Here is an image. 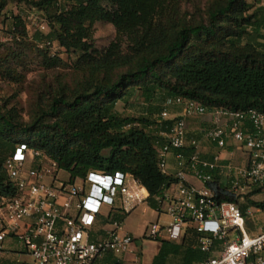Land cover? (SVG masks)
Here are the masks:
<instances>
[{"label": "trees", "instance_id": "1", "mask_svg": "<svg viewBox=\"0 0 264 264\" xmlns=\"http://www.w3.org/2000/svg\"><path fill=\"white\" fill-rule=\"evenodd\" d=\"M8 1L2 0L0 12ZM13 1L47 13L49 31L38 30L31 38L42 66L54 69L63 64L58 54L50 52L57 44L76 57L73 67L81 80L73 88L62 86L29 122L0 103V201L16 193L6 163L24 144L73 180L90 172L132 174L156 209V199L178 183L159 168L162 142L153 108L159 94L193 100L209 110L264 112V6L255 8L252 0H210L195 12L183 10L187 0ZM99 22L113 25L125 40L98 49L93 26ZM12 33L29 38L22 16L13 18ZM137 92L149 113L143 117L120 113L118 103ZM190 136L201 134L190 132ZM208 188L218 203H236L245 215L251 204L264 210V202L250 200L263 188L237 195L220 176ZM242 197L247 202L242 203ZM127 217L115 215L123 221ZM185 231L198 241L203 237L193 226ZM99 234L94 231L92 239ZM161 242L153 264L166 262L168 242ZM197 253L200 257L186 264H200L210 256Z\"/></svg>", "mask_w": 264, "mask_h": 264}, {"label": "built area", "instance_id": "2", "mask_svg": "<svg viewBox=\"0 0 264 264\" xmlns=\"http://www.w3.org/2000/svg\"><path fill=\"white\" fill-rule=\"evenodd\" d=\"M165 106L156 117L162 142L159 168L178 179L179 189L156 199L155 211L170 216L171 222L150 223L146 238L178 241L193 226L203 235L200 250L210 255L200 264H264V230L250 234L246 228L251 208L245 215L236 203H218L208 188L220 176L237 195L264 189V112L209 110L182 97L169 98ZM175 107L179 113L170 112ZM203 117L210 118L209 126L198 130L201 137H191L189 119ZM206 145L221 150L231 146L241 152L243 162L234 164L220 155L205 158ZM171 158L174 173L169 171ZM6 167L16 193L0 201V264L7 240L23 245L33 264H98L106 254L132 252L134 237L123 230L125 221L115 219L148 202V191L132 174L90 172L84 179L58 181L56 163L24 144ZM189 175L202 187L188 184ZM105 218L109 228L93 240Z\"/></svg>", "mask_w": 264, "mask_h": 264}, {"label": "rangeland", "instance_id": "3", "mask_svg": "<svg viewBox=\"0 0 264 264\" xmlns=\"http://www.w3.org/2000/svg\"><path fill=\"white\" fill-rule=\"evenodd\" d=\"M1 2L2 0H0V4ZM208 2L210 0H187L183 10L195 12L197 8H205ZM252 4L256 8L264 6V1L260 0L256 3L252 0ZM16 16H22L25 21L29 33V38L26 40L15 37L12 33V21ZM47 18L46 12L39 11L30 5L18 4L13 0H9L8 5L0 12V103L15 109L24 122H29L41 105H47L51 96L58 92L62 86L66 85L73 88L81 80L80 74L76 73L73 67L76 57L61 49L57 44L53 45L50 52L51 54H58L62 58L63 64L54 69H47L42 66L39 51L31 38L38 30L46 33L49 31ZM93 32L94 45L100 50L107 48L114 41L125 40L119 36L115 27L108 23H96L93 26ZM38 47L41 48L42 46ZM168 99L163 94L158 95L153 105V108L156 109L155 115L158 116L165 109V103ZM118 109L125 116L143 117L149 113V107L141 101L139 92L127 102L118 103ZM170 112L173 110L170 109ZM190 121L196 133L209 124L208 117L192 118ZM242 157L241 152H236L231 161L234 164H240L243 162ZM29 168L30 166L27 165V169ZM57 179L58 181L69 182L71 176L68 172L60 171ZM255 189V187L248 189L246 194L255 191ZM250 200L251 202H264V189L260 193L252 195ZM241 202L245 203L247 199ZM249 208H251L252 215L246 216L248 232L252 234V232L264 230V210L257 209L252 204ZM155 214L152 211L144 214L143 207H140L130 215L127 228H131V224L139 227L150 219L155 222ZM11 241L7 240L6 243L9 244ZM12 244L14 245L13 248L24 254L23 261L32 260L31 256L25 252L23 245L14 241Z\"/></svg>", "mask_w": 264, "mask_h": 264}, {"label": "crops", "instance_id": "4", "mask_svg": "<svg viewBox=\"0 0 264 264\" xmlns=\"http://www.w3.org/2000/svg\"><path fill=\"white\" fill-rule=\"evenodd\" d=\"M118 109V107H117ZM173 113H179L180 108L175 107L172 109ZM118 111L122 113L119 109ZM124 115V114H123ZM157 117V115H154ZM208 119H210L208 117ZM189 131L195 132L196 130L192 126V122L189 119ZM209 125H206V127ZM216 155H220L222 159L231 160L236 155V152H233V148L229 146L225 150L218 149L215 146H206L204 149L203 156L205 158H213ZM240 157V156H238ZM176 164L175 160L171 158L169 164V171L171 173L176 172ZM187 183L190 185H194L197 188H201L202 184L196 180L193 176L189 175L187 177ZM179 189V184L172 185L169 189L165 191V194H175ZM149 194V193H148ZM149 211H152L155 214V222H159V224L165 225L171 222L170 216L164 213H158L154 208H151L149 203L143 206V213L147 214ZM130 215L127 217L124 223V231L131 234L134 237V244L132 246V252L128 254H113L109 253L98 261V264H113L115 262H120L121 264H153L155 258L158 256L161 248L162 242H168V256L166 258L165 264H186L188 261L197 260L200 257L197 250H200V240L198 238L195 239L193 233L191 231H184L182 237L178 241H169L165 238H161L157 241L150 240L146 238V230L147 226L154 222L153 219L142 223L139 227H135L134 224H131V228H127V222ZM109 226L106 224H99L95 231H100L101 229H108ZM262 231V230H261ZM259 232H252V234H256ZM197 241V242H196ZM198 245H195L194 243ZM13 244L10 242L9 244H5V252L3 254L2 263L3 264H33V261H23L22 258L24 256L23 253L19 252L20 250L13 248ZM189 249H193L192 252ZM201 251V250H200ZM196 252V253H195ZM202 252V251H201ZM203 253V252H202Z\"/></svg>", "mask_w": 264, "mask_h": 264}]
</instances>
